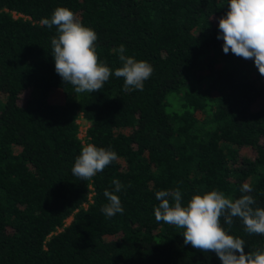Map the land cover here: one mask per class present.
I'll use <instances>...</instances> for the list:
<instances>
[{
    "label": "trees",
    "instance_id": "1",
    "mask_svg": "<svg viewBox=\"0 0 264 264\" xmlns=\"http://www.w3.org/2000/svg\"><path fill=\"white\" fill-rule=\"evenodd\" d=\"M227 3L0 0V264H222L154 210L155 193L175 189L183 206L217 190L264 207V76L253 60L223 52ZM58 7L98 34L99 59L113 71L100 91L77 94L56 73L58 33L43 21ZM120 45L154 69L142 91H124L114 75ZM87 144L118 159L82 181L71 169ZM245 182L251 193H241ZM105 190L122 214L102 213ZM221 223L245 252L264 250V235L247 234L239 218Z\"/></svg>",
    "mask_w": 264,
    "mask_h": 264
},
{
    "label": "clouds",
    "instance_id": "2",
    "mask_svg": "<svg viewBox=\"0 0 264 264\" xmlns=\"http://www.w3.org/2000/svg\"><path fill=\"white\" fill-rule=\"evenodd\" d=\"M227 5V12L218 23L217 39L223 40V52L231 51L237 57L253 60L260 75L264 76V0H228ZM43 24L56 27L58 35L51 39L52 56L55 71L62 81L74 86L77 94L100 91L113 71L99 59L98 34L66 7L56 8ZM125 51L123 45L117 49L123 66L116 68L114 75L123 78L124 91H142L154 69L145 60L125 56ZM117 159L115 151L87 144L76 157L71 172L82 181L91 180ZM112 183L116 192L123 187L118 179ZM240 191L251 193L253 189L245 182ZM104 195L108 203L101 211L105 216L124 212L118 195L108 190ZM155 196L159 201L154 210L156 222L183 229L185 244L204 253L214 252L222 264H264V250L245 252V241L229 234L221 223L223 218L224 224L231 228L234 218H239L247 234L264 235V207H253L256 201L252 195L243 194L232 199L221 191L211 190L192 195L186 206L182 205L179 189L159 190Z\"/></svg>",
    "mask_w": 264,
    "mask_h": 264
},
{
    "label": "rangeland",
    "instance_id": "3",
    "mask_svg": "<svg viewBox=\"0 0 264 264\" xmlns=\"http://www.w3.org/2000/svg\"><path fill=\"white\" fill-rule=\"evenodd\" d=\"M59 100L60 99H58L57 96H56L55 97V102H59ZM79 123H80V125H79L80 126L79 127V130H80L79 136H80L81 139H83L84 138V134H85V128L87 126H86V123L82 119H79ZM243 151H246L248 154H252L253 153V151L251 149H248V148L243 149ZM70 220H71V218H68L66 220V223H68Z\"/></svg>",
    "mask_w": 264,
    "mask_h": 264
}]
</instances>
